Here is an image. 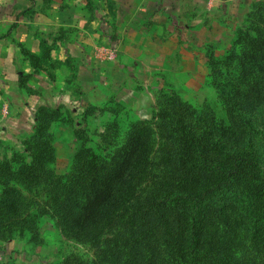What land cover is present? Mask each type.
Returning a JSON list of instances; mask_svg holds the SVG:
<instances>
[{"label": "rangeland", "instance_id": "rangeland-1", "mask_svg": "<svg viewBox=\"0 0 264 264\" xmlns=\"http://www.w3.org/2000/svg\"><path fill=\"white\" fill-rule=\"evenodd\" d=\"M260 1L31 3L38 16L28 18L24 25L36 26V37L34 50L25 48L39 56L36 62L40 67L23 57L20 95L16 93L10 98L0 93V160L16 159L14 154L27 150L24 142L35 131L37 111L43 102L42 105L56 108L61 114L48 130L54 149L51 167L55 173L68 172L83 146L101 155L109 153L125 141L132 124L140 120L150 132L152 171L179 172L181 118L196 134L220 128L215 132L216 139L220 138L221 126L230 123L209 58L225 57L238 30L248 24L249 12H254ZM118 4L122 13L115 9ZM105 11L115 15L109 17ZM84 17L87 21L84 37L90 40L83 43L86 58L67 50V44L80 41L82 36L75 26L65 29V22L75 23L77 18ZM104 32L107 38L99 37ZM25 93L30 98L39 97V101L31 105L25 100ZM241 125L244 137L240 148L255 152L264 174V104L249 113L248 121ZM220 146H226L224 149L228 151L236 145ZM21 155L26 162L32 160L28 152ZM42 185L20 186L25 222L13 219L11 227L9 223L0 225V264H59L71 254L91 264L97 259V251L91 244L65 234L57 219L49 214L39 215L36 221L45 205ZM239 213L235 211L233 216ZM240 230V241L246 239L236 251V264H262L249 234L241 227ZM162 240L158 233L157 238L145 244L146 257L152 252L153 263L175 264ZM151 243H155L152 250ZM141 246L144 247L142 242Z\"/></svg>", "mask_w": 264, "mask_h": 264}, {"label": "trees", "instance_id": "trees-1", "mask_svg": "<svg viewBox=\"0 0 264 264\" xmlns=\"http://www.w3.org/2000/svg\"><path fill=\"white\" fill-rule=\"evenodd\" d=\"M248 19L225 57L209 58L230 117L220 138L215 136L220 128L196 134L181 118L180 171L154 173L150 132L140 120L109 153L83 146L68 172L55 173L48 130L61 114L41 105L35 131L24 142L32 160L26 162L21 151L16 159L0 160V225L25 222L20 186L43 184L45 205L36 221L49 214L65 234L91 244L97 251L91 264H156L152 252L146 257L144 251L158 233L175 264H236V251L246 239L240 241V227L264 264V174L255 152L240 148L241 123L264 104V0ZM21 52L40 67L37 54L23 45ZM221 143L236 146L225 151ZM59 264L86 263L71 254Z\"/></svg>", "mask_w": 264, "mask_h": 264}, {"label": "crops", "instance_id": "crops-1", "mask_svg": "<svg viewBox=\"0 0 264 264\" xmlns=\"http://www.w3.org/2000/svg\"><path fill=\"white\" fill-rule=\"evenodd\" d=\"M31 3L37 4V0H0V93H3L10 98H14L16 93L20 95V90L22 89L19 85L22 73L20 66L23 65L25 60L23 58L24 56H22L21 46L24 45L25 47L32 49V51L34 50L33 42L36 37L35 34L37 27L24 25V22H26L28 18L34 17L35 14V16H38L37 8L32 10ZM115 9L122 13L123 8L121 4H118ZM110 12L105 11V14L107 13L109 14V17L113 18L115 13ZM86 23L87 21L85 20V17L81 19L77 18L75 23L71 22L70 24L69 22L66 24L65 22V29L75 26L77 28V33L82 36V38L79 39L80 41L75 40L73 42L72 40L71 43L67 44V50L76 57L81 56L82 58H86L84 51L87 52V49L85 48L86 44L84 45L83 43H85V39L90 41L89 38L84 37L86 36V29L84 26ZM130 36L132 35H129L128 37ZM99 37L107 38V35L105 33L101 34ZM135 37L136 36L132 38ZM84 48L85 50L83 51ZM29 69L30 68L26 70ZM38 98L35 96L30 98L27 96V93H25V100L27 99L28 103H31V105L36 101L38 102ZM40 104L42 105L45 103L41 102ZM22 105L26 108L24 100L22 101ZM34 105L35 104H33V106ZM31 108L33 109V107Z\"/></svg>", "mask_w": 264, "mask_h": 264}]
</instances>
